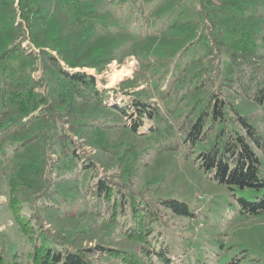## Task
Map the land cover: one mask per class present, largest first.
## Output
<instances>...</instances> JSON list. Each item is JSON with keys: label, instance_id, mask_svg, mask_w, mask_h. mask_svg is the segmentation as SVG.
<instances>
[{"label": "rangeland", "instance_id": "1", "mask_svg": "<svg viewBox=\"0 0 264 264\" xmlns=\"http://www.w3.org/2000/svg\"><path fill=\"white\" fill-rule=\"evenodd\" d=\"M25 1L34 9L32 15L27 12V18L22 14L26 9L19 7L18 0H0L2 106H9V93L21 86L25 87L20 92L23 96L31 83H36L39 93L44 91L49 99L54 97L55 91L49 92L55 89L50 80L55 64L46 61L50 56H54V62H59L60 66L94 74L99 87L134 90L135 95H142L157 105L155 117L145 119L137 132L124 125L129 119L127 114L111 107L114 102L127 98L115 97L122 91L110 92L109 101L104 105L94 99L83 102L75 99L70 108L73 112L92 114L97 120L107 121L108 129L103 131L105 147L93 144L81 133L85 129L78 125L73 132L79 138L84 135L83 146L92 152L102 171L113 180L124 182L127 189L140 192L149 201L157 197L184 201L187 212L178 213L159 205V213L149 223L148 242L130 239L125 236L120 222L109 221L102 214L101 204L93 196H86L83 186L88 180L87 171H78L74 177L54 183L51 201L55 203L49 207L40 197L43 172L51 159L54 164L58 161L57 153L43 146L40 135L26 142L20 139V143L5 139L8 135L13 140L15 133L21 138L30 135L33 133L30 126L16 132L5 128V135L0 136V146L4 148L0 151V232L4 260L7 263L23 260L32 246L30 237L14 222L9 210L7 200L13 195L23 203L24 211H36L46 228L53 232L47 244L76 248L102 244L134 253L140 264H264V211L245 216L239 201V198L258 199L263 187L244 186L232 190L201 171L191 159L190 148L181 143L182 132L178 131L176 122L184 117L190 103L180 97L182 93L176 84L169 85L166 76H158V71L165 66L161 58L174 56V46L183 45L188 36L174 41L177 37H172L168 28L164 34H157L159 30L150 32L148 27L152 23L147 14L144 18L147 22L136 21L132 8H139L143 0ZM178 1L153 0V4L158 2V7L167 10ZM237 1L259 3L258 0ZM89 22L102 26V30L87 27ZM7 48L11 55L3 53ZM39 77L50 80L47 88L43 83L45 79L40 81ZM210 88L214 90L218 85L208 86L207 90ZM224 89L226 98L264 137V107ZM9 103L17 111L16 98ZM151 122L158 123L165 131L163 123L170 124L174 134L141 137L149 134ZM163 140L177 142L176 147H158V142ZM6 142L10 145H5ZM201 146L197 143L195 148ZM256 153L260 158L258 174L264 179V146L257 147ZM59 164L62 166L60 160ZM19 165L23 168L20 172ZM36 166L41 167L39 171ZM18 173L30 181L17 178ZM92 256L95 264H127L120 257L106 253Z\"/></svg>", "mask_w": 264, "mask_h": 264}, {"label": "trees", "instance_id": "2", "mask_svg": "<svg viewBox=\"0 0 264 264\" xmlns=\"http://www.w3.org/2000/svg\"><path fill=\"white\" fill-rule=\"evenodd\" d=\"M258 1L179 0L177 5L173 4L170 9L164 10L157 6L158 2L155 5L153 0H143L139 8H132L136 21H142L145 14L151 18L152 24L148 27L150 32L159 30L157 34H164L168 28L171 36L177 37L174 41L188 36L183 45L174 46V56L161 58L165 66L157 69L163 67L158 71V76H166L169 85L176 84L182 93L180 97L190 103L184 117L176 122L179 123L178 131L182 132L181 143L190 148L193 155L191 159L201 171L232 190L244 186L263 187L256 200L239 198L240 210L245 216L264 211V179L258 174L260 158L256 153L257 147L264 146V137L234 107L223 91L224 88L230 89L264 107V0ZM18 5L26 9V12H22L24 17L27 18L29 11V14H33L34 9L27 6L25 0H18ZM86 26L102 30V26L95 23L89 22ZM10 51L7 48L3 53L11 55ZM55 60L54 56L46 60L49 64H55L54 75L50 79L53 83L51 87L55 88L49 91H55L52 99L44 91L39 93L35 88L36 83H31L23 96L20 92L25 87L21 86L8 94L9 102L16 98L17 111L12 109L9 102V106H2L3 101L0 99V136L5 135V128L16 132L30 126L33 128L30 135L28 133L21 138L15 133L13 140L8 135H5V139L20 143L21 140L26 142L40 135L43 146L49 152L57 153L58 161L54 164L51 159L43 172L44 184L40 197L49 207L55 203L51 201L54 183L65 177H74L78 171H87L88 180L83 186L86 196H93L101 204L104 209L102 214L109 221L120 222L124 226L126 237L148 242L151 233L149 223L159 213V205L186 213V203L172 197H157L149 201L140 192L127 189L124 182H117L108 176L92 152L83 146L84 135L79 138L73 132L74 126L78 125L85 129L81 133L87 135L93 144L99 143V146L105 147L107 144H104L103 131L108 129L107 121L97 120L92 114L73 112L70 108L75 99L81 102L94 99L103 104L109 101L110 92L116 94L122 91L115 97L127 98L120 103L114 102L111 107L127 114L129 119L124 125L137 132L145 119L155 117L157 105L142 95H135L134 90L99 87L94 74L68 69L60 66L59 62L55 63ZM47 78L39 77L40 81L45 79V88L50 83ZM211 85H218V88L207 90ZM59 112L63 113L64 118ZM12 123H15L14 127H8ZM167 124L163 123L165 131L158 123L151 122L147 130L149 134L141 137L172 136L174 133L170 130V124L166 127ZM164 141L158 142V147H176L177 142ZM197 143L202 146L195 148ZM5 145L10 143L6 142ZM0 151H4L1 146ZM19 167L20 172L23 168L21 165ZM35 168L39 171L41 167ZM35 168H31V171L36 172ZM18 176L30 181L20 173ZM7 204L14 222L30 237L32 246L25 252L23 260L14 259L7 263L2 255L0 232V264H95L93 253H106L120 257L127 264H140L134 253L102 244L86 248L47 244L46 241L52 239L54 234L46 228L41 216L34 210L24 211L23 203L16 196H9Z\"/></svg>", "mask_w": 264, "mask_h": 264}]
</instances>
